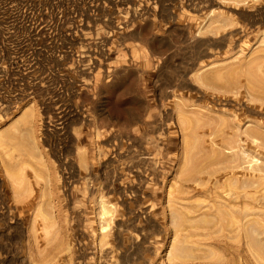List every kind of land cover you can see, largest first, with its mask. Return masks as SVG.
Here are the masks:
<instances>
[{"label":"rangeland","instance_id":"374dc122","mask_svg":"<svg viewBox=\"0 0 264 264\" xmlns=\"http://www.w3.org/2000/svg\"><path fill=\"white\" fill-rule=\"evenodd\" d=\"M262 20L0 0V264H264V27L231 33Z\"/></svg>","mask_w":264,"mask_h":264},{"label":"bare ground","instance_id":"6f19581e","mask_svg":"<svg viewBox=\"0 0 264 264\" xmlns=\"http://www.w3.org/2000/svg\"><path fill=\"white\" fill-rule=\"evenodd\" d=\"M242 1H244V0H242ZM247 1H248V0H247ZM199 8H200V7H199ZM200 9H201V8H200ZM202 9H203V8H202ZM195 10H196V9H195ZM217 19H218V17H217ZM229 19H230V18H229ZM219 20H220V22L226 21V19H225V20H221V17H219ZM260 20H261V19H260ZM215 22H217V20H216ZM229 22H230V21L228 20V22L226 21L225 23H228V24H229ZM225 23H224V24H225ZM249 23H250V22H249ZM262 23H264L263 20H262L261 22H259V23H257V22L253 23V22H252V23L250 24V27H249V28H248V27H246V28H242L240 32H236V33H235V32H234V33L231 32V33L234 34V37H235V38L237 37L236 40L239 41V42H241V45H242L243 43H249V42L251 41V39H252L254 36H255V37H258L259 31L264 27V26H261V25H264V24H262ZM214 24H215V23H214ZM216 24H218V25H216L217 27L215 26V28H216L217 30H218V29L222 30L221 28H222L223 26H224V27L226 26V25H224L223 23H222V24L220 23V25H219V22H217ZM230 24H231V23H230ZM230 24H229V25H230ZM257 24H261V25H260V26H257ZM245 25H246V24H245ZM247 25H248V24H247ZM255 25H256V26H255ZM228 27H229V26H228ZM239 27H240V26H239ZM215 28H214V29H215ZM212 29H213V28H212ZM224 29H225V28H224ZM229 29H230V28H229ZM220 30H219V31H220ZM239 30H240V29H239ZM239 30H237V31H239ZM212 31H213V30H212ZM222 31H223V30H222ZM224 32H225V31H224ZM229 33H230V32H229ZM229 33H228V34H229ZM234 37H233V38H234ZM234 44H235V43H234ZM236 44H238V43L236 42ZM260 60H264V59H261V58H260V59L257 60V61H260ZM260 63H261V62H259L258 64H260ZM258 64H257V66H258ZM262 64H263V63H262ZM262 66H263V65H262ZM262 66H261V67H262ZM259 68H260V67H259ZM251 72H252V71L250 70V73H251ZM251 76H253V75H251ZM254 77H255V76H254ZM254 77H253V78H254ZM250 78H251V77H250ZM257 78H259V77H257ZM251 79H252V78H251ZM252 80H253V79H252ZM254 80H255V81H258V79H256V77L254 78ZM254 80H253V81H254ZM259 80H261V79H259ZM258 82H259V81H258ZM262 82H263V81H262ZM262 82H261V83H262ZM263 83H264V82H263ZM249 84L252 85V84H254V83H252V84L249 83ZM256 84H257V83H256ZM256 84H255V85H256ZM255 85H254V86H255ZM257 85H258V84H257ZM257 85H256V87H258L259 85L261 86V85H263V84H260V83H259V85H258V86H257ZM260 86H259V87H260ZM259 87H258V88H259ZM263 87H264V86H263ZM250 89H251V87H250ZM254 89H255V87L253 88V91H254ZM251 90H252V89H251ZM257 90H258V89H257ZM249 91H250V90H249ZM258 91H259V90H258ZM261 91H262V90H260L259 92H261ZM263 91H264V90H263ZM263 91H262V92H263ZM258 131H259V133H257ZM258 131H257L256 133H257V134H260L261 131H260V130H258ZM256 133H255L254 130H253V131H248V135L250 136V138H251V137H254V138H255V137H258V136H255ZM245 134H247V133H245ZM262 137H264V134H262ZM258 138H259L260 140H262V138H261V134H260V137H258ZM252 139H253V138H252ZM259 139H258V140H259ZM255 140L258 141L257 139H255ZM254 142H255V141H253V143H254ZM263 142H264V141H263ZM263 142H262V143H263ZM263 144H264V143H263ZM147 151H148V150H147ZM147 154H149V153H147ZM147 156H149V155H147ZM145 157H146V156H145ZM145 159H146V158H145ZM148 160H149V159H148ZM155 160H156V159H155ZM236 160H237V159H236ZM236 160L234 159L233 162L235 163ZM238 161H240V160H238ZM238 161H237V162H238ZM152 162H153V161H151V163H152ZM147 163L149 164V161H148ZM153 164H156V163H153ZM157 164H158V163H157ZM157 164H156V166H157ZM151 165H152V164H151ZM152 166H154V165H152ZM148 167H150V166L148 165ZM148 167H147V168H148ZM232 167H233V169H234V168L236 169V167H238V164L235 165V166H232ZM138 169H140V168L137 167V170H138ZM148 169H151V171L153 170V168H148ZM253 169H255V168H252V170H253ZM257 169H261V168H258V167H257ZM156 170H157V169H156ZM231 170H232V169H231ZM140 171H141V170H140ZM145 171H146V169H145ZM253 171H254V170H253ZM156 172H157V171H156ZM156 172H155V173H156ZM148 173H149V172H148ZM150 173H151V172H150ZM146 175H147V174H146ZM150 175H151V174H150ZM150 175H149V176H150ZM151 176H152V175H151ZM152 177H153V176H152ZM250 180H251V178H250ZM246 184H247V183H246ZM253 184H254V181H249V183H248L247 185H248L249 187H252ZM111 211H112V210H111ZM111 211H110L109 208H107L105 205H103V206H102V212H101V215H102V216H107V215H109V214L111 213ZM110 215H111V214H110ZM103 229H104V228H103ZM103 229H102V230H103Z\"/></svg>","mask_w":264,"mask_h":264}]
</instances>
